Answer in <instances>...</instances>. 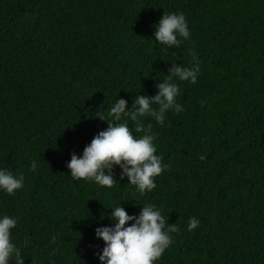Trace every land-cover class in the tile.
Segmentation results:
<instances>
[{
    "label": "trees",
    "instance_id": "1",
    "mask_svg": "<svg viewBox=\"0 0 264 264\" xmlns=\"http://www.w3.org/2000/svg\"><path fill=\"white\" fill-rule=\"evenodd\" d=\"M165 13L188 21L180 48L155 40ZM193 52L197 83L174 81L183 111L164 127L141 118L134 133L156 135L170 164L156 189L141 196L118 166L112 189L74 180L73 152L113 122L98 115L156 95ZM0 169L24 176L15 195L0 192V216L17 218L25 264H101L109 208L146 204L180 229L155 264H264V0H0Z\"/></svg>",
    "mask_w": 264,
    "mask_h": 264
},
{
    "label": "clouds",
    "instance_id": "2",
    "mask_svg": "<svg viewBox=\"0 0 264 264\" xmlns=\"http://www.w3.org/2000/svg\"><path fill=\"white\" fill-rule=\"evenodd\" d=\"M155 40L164 45L166 51L180 48L185 41H190L191 30L184 14L165 13L157 25H154ZM191 67L172 63L167 78L155 86L157 94L137 95L131 110L128 102L119 98L108 110V116L98 115L108 122L107 130L101 131L88 144L82 155L73 152L67 167L74 180L94 182L100 187L114 188L119 182L115 178L114 169H121L120 179L125 177L128 184L135 187L141 196L156 189L155 178L169 170L170 164L163 162V156L157 155L154 141L157 136L145 134L142 138L134 137V133L144 131L141 118H154L161 126L170 110L175 113L183 111L177 102L180 88L175 80L195 84L201 71L198 56L193 52ZM125 118L136 122L133 131ZM200 159H204L203 156ZM31 170H37V162L33 160ZM24 187V176L15 175L7 169H0V192L15 195ZM112 209L109 219L111 226L98 227L96 236L105 242L102 254L98 253L101 264H155L173 243L172 234L180 229L162 215L154 204H146L139 215H130L125 207L116 206ZM200 224L196 217L188 223V231L195 230ZM18 225L14 216H0V264H25L20 247L13 241L12 230ZM56 242L53 237L52 243Z\"/></svg>",
    "mask_w": 264,
    "mask_h": 264
}]
</instances>
